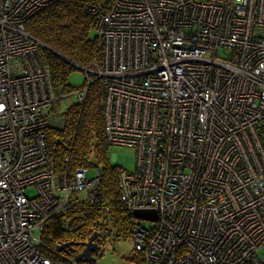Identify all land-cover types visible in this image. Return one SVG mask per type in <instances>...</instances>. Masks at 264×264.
I'll return each instance as SVG.
<instances>
[{"label":"built area","instance_id":"1","mask_svg":"<svg viewBox=\"0 0 264 264\" xmlns=\"http://www.w3.org/2000/svg\"><path fill=\"white\" fill-rule=\"evenodd\" d=\"M57 1L0 0V264H62L45 224L78 194L103 200L98 168L57 172L47 146L65 122L26 23ZM89 4L100 57L76 102L99 80L108 143L137 152L119 198L157 219L133 224L135 251L145 264H264V0Z\"/></svg>","mask_w":264,"mask_h":264},{"label":"trees","instance_id":"2","mask_svg":"<svg viewBox=\"0 0 264 264\" xmlns=\"http://www.w3.org/2000/svg\"><path fill=\"white\" fill-rule=\"evenodd\" d=\"M114 1L58 0L27 21L26 31L44 45L41 54L48 66L56 97L61 92L72 91L73 87L68 82L75 68L72 64L89 67L95 58L100 57L101 47L95 28L97 18L87 11V6L92 3L109 9ZM86 86L87 81L75 92ZM88 89L83 104L71 105L62 114L65 122L63 129L52 128L48 132L47 146L57 172L63 173L67 169L71 174L77 168H98L101 174V202L90 205L87 200H80L76 196L63 211L45 224L41 237L47 247L46 253L62 264H74L76 255L84 249L82 243L94 232L100 231L103 239L111 235L131 238L132 226L137 221L121 203L118 185L120 168L112 165L108 157L107 148L112 145L105 137V89L99 80L94 81ZM258 131L264 145V125ZM65 157L70 158L68 164L63 163ZM95 159L97 161L93 162ZM68 242L79 244L60 255L54 252L57 243ZM142 256V253H138L133 260L137 264H145Z\"/></svg>","mask_w":264,"mask_h":264},{"label":"rangeland","instance_id":"3","mask_svg":"<svg viewBox=\"0 0 264 264\" xmlns=\"http://www.w3.org/2000/svg\"><path fill=\"white\" fill-rule=\"evenodd\" d=\"M86 72L83 68L75 67L68 77L69 84L73 87L71 92H61L57 96L55 106H54V115L63 117V113L71 106L76 104L77 98L75 95L76 88L84 86L87 79ZM108 149L109 161L112 165L118 166L120 169H125L130 172L136 170V159L137 152L133 148L121 147V146H110ZM95 159L93 162H96ZM36 194L35 189H30L26 192L27 196ZM73 197V195H72ZM78 199L86 200L87 194H78ZM136 221V220H135ZM143 227L151 228L153 224L148 221L139 222ZM133 241L130 237L127 238H115L114 235L105 237L102 240V252L103 255L98 258L97 255H94L96 264H137L136 259L138 252L135 251L133 246ZM260 258H264V250L259 252ZM136 257V258H133ZM132 259V261H131Z\"/></svg>","mask_w":264,"mask_h":264},{"label":"water","instance_id":"4","mask_svg":"<svg viewBox=\"0 0 264 264\" xmlns=\"http://www.w3.org/2000/svg\"><path fill=\"white\" fill-rule=\"evenodd\" d=\"M64 58V57H63ZM74 67L82 68L78 65L72 64ZM133 217L137 220H149V221H156L157 214L155 211H136L132 213ZM98 232H94L91 234L90 238L87 242L82 243L83 245V251L76 255L75 261L76 262H82V263H92L96 260L94 259V255H97L98 258H100L103 255V252L100 250V247H98V243L96 240L98 239ZM79 243L74 242H68L63 243L61 246H58L56 249L58 251H66L69 252V249L73 250V245H78Z\"/></svg>","mask_w":264,"mask_h":264},{"label":"bare ground","instance_id":"5","mask_svg":"<svg viewBox=\"0 0 264 264\" xmlns=\"http://www.w3.org/2000/svg\"><path fill=\"white\" fill-rule=\"evenodd\" d=\"M102 251V249H100ZM96 262V261H95ZM95 262H92V263H87V264H96Z\"/></svg>","mask_w":264,"mask_h":264}]
</instances>
